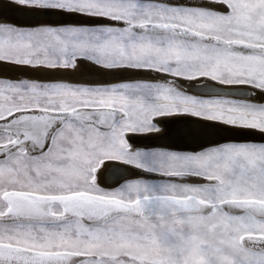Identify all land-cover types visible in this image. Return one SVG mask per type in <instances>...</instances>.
I'll use <instances>...</instances> for the list:
<instances>
[{
    "label": "snow or ice",
    "instance_id": "snow-or-ice-1",
    "mask_svg": "<svg viewBox=\"0 0 264 264\" xmlns=\"http://www.w3.org/2000/svg\"><path fill=\"white\" fill-rule=\"evenodd\" d=\"M11 2L71 22L0 23V264H264V0Z\"/></svg>",
    "mask_w": 264,
    "mask_h": 264
},
{
    "label": "bare ground",
    "instance_id": "bare-ground-1",
    "mask_svg": "<svg viewBox=\"0 0 264 264\" xmlns=\"http://www.w3.org/2000/svg\"><path fill=\"white\" fill-rule=\"evenodd\" d=\"M25 11L26 10H20L17 5H15L11 2V0H0V17H5L2 20H0V23H11V24H16L18 26H32V25H35L38 22V20H39V22H46V20L25 15L24 14ZM4 68L7 69L8 66L5 65ZM18 71H27V70L21 69ZM72 75H74V76L82 75L84 77H89V76H95V75H97V73L95 72V70L90 65L82 64L81 68L77 70V73H73ZM0 76H7L11 79H18L19 78L18 76L14 75L12 70H5L3 72H0ZM30 78H32V77H30ZM132 78L133 79H150V74L142 73L140 76L132 77ZM81 82L95 83L97 81L87 80V81H81ZM195 119L196 118L188 117V116H177V117L166 118L165 120H156L154 122L157 123L160 126V128L162 129L160 132L149 133V134H144V135H133V134L130 135V134H128L127 138L130 140L133 139L134 140V142H133L134 146H136V147H159V148H167L170 151L190 150L189 148H192V147H197V149H198V148H200V145L196 144V143L190 144L189 146H183V147H187V148H183V147L179 148L180 146H177V147L176 146L175 147L164 146V145H168V144H166L167 140H165V139L164 140L162 139L161 141H156L157 139H160L165 134H167L175 125H177V123L192 122ZM194 124L196 126H200L199 124H196V123H194ZM217 127H219L220 129H223V130H221V131L217 130L214 132H205L202 137H204V138L208 137V136L214 137V136L219 135V134L220 135H230L234 131H236L235 129H231V128L225 129L224 126H217ZM257 137H259V136L257 135ZM153 140L156 142H154ZM185 145H187V144H185ZM123 167H125V166H121V168H123ZM128 171H134V169L129 168ZM124 176L128 177L129 179L134 178L131 176H127L126 174ZM187 182L195 183L198 181H196L194 178H189V180ZM103 185H104V183L102 182L101 186H103ZM115 187H118V185Z\"/></svg>",
    "mask_w": 264,
    "mask_h": 264
},
{
    "label": "water",
    "instance_id": "water-1",
    "mask_svg": "<svg viewBox=\"0 0 264 264\" xmlns=\"http://www.w3.org/2000/svg\"><path fill=\"white\" fill-rule=\"evenodd\" d=\"M3 18H5V17H0V20H2ZM47 22L58 24V23H67V22H71V21H59L58 20V21H47ZM199 127L200 126H196L194 123H191V122L177 123V125H175L167 134H165L162 138L157 139L156 141H161L162 139L163 140L165 139V140H167L166 144H168V145H164V146H167V147L180 146L179 148H182L183 146H189L190 144H193V143L199 144L201 147V145L208 146L209 141H215L217 143H225V142H228L229 140H234L236 142H240V141H243L244 139H246V137H244V136L236 135L233 137L231 134L230 135H220L219 134V135H216L214 137L208 136L205 138L202 137L205 132L200 133V134H192V135L188 134L187 130L189 128L197 129ZM218 129H220V128L218 127ZM247 139H253V138L249 137ZM254 139L256 142L261 141V138L257 137V136H255ZM131 141L134 142L133 139H131ZM156 141H154V142H156ZM185 144H187V145H185ZM183 148H187V147H183ZM116 175H125V174L123 172L118 171L116 173ZM125 178L129 179L128 177H125ZM122 182H123V180L119 181V183H122ZM117 185H118V183H111V181H110L109 184H104L102 187L107 188L110 186V187L114 188Z\"/></svg>",
    "mask_w": 264,
    "mask_h": 264
},
{
    "label": "rangeland",
    "instance_id": "rangeland-1",
    "mask_svg": "<svg viewBox=\"0 0 264 264\" xmlns=\"http://www.w3.org/2000/svg\"><path fill=\"white\" fill-rule=\"evenodd\" d=\"M47 21H58V20H55V19H49V20H46ZM47 23H50V22H47ZM67 23H70V22H67ZM52 24H56V23H52ZM34 26V25H32ZM24 27H28V26H24ZM130 135H132L131 133H129ZM190 150H184V151H178V152H192V151H198L200 148L197 149V147H192V148H189ZM192 149V150H191Z\"/></svg>",
    "mask_w": 264,
    "mask_h": 264
}]
</instances>
